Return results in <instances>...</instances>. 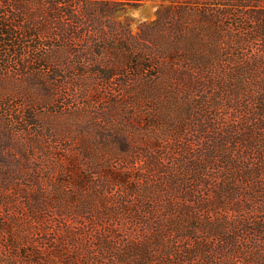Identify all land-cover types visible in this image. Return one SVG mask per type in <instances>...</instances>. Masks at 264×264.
<instances>
[{"label": "rangeland", "instance_id": "374dc122", "mask_svg": "<svg viewBox=\"0 0 264 264\" xmlns=\"http://www.w3.org/2000/svg\"><path fill=\"white\" fill-rule=\"evenodd\" d=\"M99 1L56 0L81 18L65 20V41L55 25L34 39V23L0 14L12 34L0 46V264H138V249L143 264H264V136L229 107L249 90L261 99L258 75L219 73L202 90L182 62L264 58L263 14L223 0L207 14L172 0ZM219 25L253 35L244 46ZM48 53L50 67L35 61ZM210 99L244 123L225 150V134L200 141L196 130ZM207 175L217 186L235 178L242 195L187 193Z\"/></svg>", "mask_w": 264, "mask_h": 264}, {"label": "trees", "instance_id": "16d2710c", "mask_svg": "<svg viewBox=\"0 0 264 264\" xmlns=\"http://www.w3.org/2000/svg\"><path fill=\"white\" fill-rule=\"evenodd\" d=\"M175 3H184L186 6L191 7H198L200 8V11H203L204 14L210 13L211 11H214V2L216 0H172ZM224 3L222 4L223 7H229L230 9H244V8H250L255 9L258 8V13H261V17L257 20H261V23L264 24V7H258V6H264V0H223ZM102 1L99 0H77V3L80 5H87V6H97ZM57 5L56 0H0V14L4 7H11L12 13L14 19L18 17H23L28 21V24L31 23L35 25V29H32V26L25 31L27 35L34 36L35 39L37 35H46V34H52L55 35L56 32L60 33L63 41L66 40V36H68L70 32V25L66 24V19H68L70 16L73 17L74 20H79L81 18L78 17V15H75V11H72V8L68 7H55ZM48 6V7H46ZM229 10V9H227ZM113 10L110 11V14L112 15ZM4 16L6 14L4 13ZM70 17V18H71ZM55 25V33L53 32L52 26ZM34 30V31H33ZM217 30L219 32V37L223 38L225 37V34H229L232 36L233 39L239 41L240 43L245 42L249 43L251 40V37L253 33L249 31L246 35L242 34L243 31L241 29H234L231 27H224L219 25L217 27ZM35 34L33 35V32ZM31 36V37H32ZM8 37H12V34L10 33V27L6 24L5 18H0V46L8 45L6 44L5 40ZM205 41V40H204ZM247 45V44H246ZM10 48H13L15 52L20 53L24 47L20 43H13L11 41ZM244 49V48H242ZM234 51H238L239 49H232ZM0 50V58L7 62L6 56H4ZM178 52V51H176ZM22 56V54H19ZM36 62H39L40 64H44V66H51L53 64V59L51 55L48 54H41L39 56H36L35 58ZM2 61V62H3ZM184 64V68L190 73L189 75L192 77L190 80L197 85L202 90H207L210 86V80L208 76H215L219 73H239V75H258V91L259 96L261 99H259L258 96L255 97L254 93L249 90V92L244 95L240 96V98L237 101H234V104L236 106H229L230 108L233 107L237 111H240V113L247 114L248 112L251 114V119L253 122L249 120V126H250V134H259L258 137L260 140L263 139L264 136V95H262L264 90V58L263 57H254V58H246L241 56H233L229 59H221V60H215L210 57L205 56H191L188 55L187 58H183L182 60ZM0 64V68H1ZM26 64H24V67ZM259 74H262V76L259 78ZM207 76V77H206ZM197 78L198 82L195 83L194 79ZM262 95V96H261ZM212 100L205 101L207 103L204 104L206 106V109L208 110V113L203 115V120L198 122V128L197 133L199 136V140L201 141L202 137H210L215 138L217 135H224L223 142L221 144V147L223 150L227 148V139L229 138H235L239 137L243 134L244 130L242 127L244 126L243 121H238L236 119H230L227 118L228 110L224 113H218L216 110L218 109L212 102ZM257 101V102H256ZM227 133V134H226ZM263 142V141H262ZM195 141L190 142L189 145H187L186 155L189 157V159L196 160L198 159L197 156V150L193 148ZM262 148H264V145H262ZM252 149L250 152L252 153ZM226 151H224V154ZM254 155V154H253ZM253 159L254 161H259L258 158L254 155ZM261 160L259 162V166H261V171H264V157L260 154ZM212 160L214 164L216 162H220L219 160L216 161V155L212 156ZM236 168L238 170H241V165L245 163L246 161H243L240 165L237 158L233 159L232 161ZM250 163H248L249 165ZM230 177V178H229ZM226 178L223 183H218V186L215 185L216 179L213 176H206L200 179L197 183H200L199 186L197 185H191L187 186V193H193L200 187H206V185L209 186L211 190H217V199L218 200H225L228 197H231L232 199L237 195H242L243 188L237 187L236 189H231V186L235 183L236 179L229 176ZM178 180V179H176ZM234 181V182H233ZM227 182V184H225ZM178 187L183 188V185L181 182H178ZM186 188V187H185ZM184 188V189H185ZM262 187H259V189ZM169 193V189L167 191ZM257 193V192H256ZM137 252L133 253V256L135 257L134 262L138 264H143L147 260V254H145L141 249L136 250Z\"/></svg>", "mask_w": 264, "mask_h": 264}]
</instances>
